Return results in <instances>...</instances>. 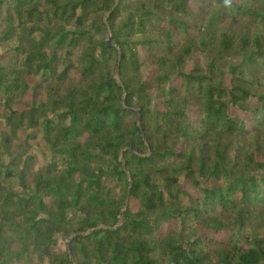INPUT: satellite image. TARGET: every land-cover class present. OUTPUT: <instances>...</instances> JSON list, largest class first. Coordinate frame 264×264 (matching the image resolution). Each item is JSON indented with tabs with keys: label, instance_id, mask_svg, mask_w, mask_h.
Returning a JSON list of instances; mask_svg holds the SVG:
<instances>
[{
	"label": "trees",
	"instance_id": "obj_1",
	"mask_svg": "<svg viewBox=\"0 0 264 264\" xmlns=\"http://www.w3.org/2000/svg\"><path fill=\"white\" fill-rule=\"evenodd\" d=\"M205 226H264V0H0V264H264Z\"/></svg>",
	"mask_w": 264,
	"mask_h": 264
},
{
	"label": "rangeland",
	"instance_id": "obj_2",
	"mask_svg": "<svg viewBox=\"0 0 264 264\" xmlns=\"http://www.w3.org/2000/svg\"><path fill=\"white\" fill-rule=\"evenodd\" d=\"M109 36L112 37L110 32L108 33V37ZM108 37L106 39V42L108 40ZM112 40H113V38H112ZM112 44H113V42H112ZM140 56H141V58H143L145 56V50H143V49L141 50ZM113 65L114 64L111 63V67H110L111 70L113 68ZM153 70H154V68L152 67V65L143 64L141 71L139 73L140 74L139 79L146 80L150 76V74L152 73ZM70 78L72 79L74 84H76L78 86L81 85V82H80L81 76L78 72V65L77 64H76L75 68L70 72ZM27 82L30 85V89L25 94L23 101L20 104L16 105V108H18V109H26L28 107V105L31 103V101L33 99L34 90L38 87V80L33 76H29L27 78ZM66 87H67V84H63V88L58 95L59 97H61L65 94ZM38 91L40 94V98L45 101V99L47 97L46 90L39 88ZM186 188H187V190L189 189L191 192H196V190H194L192 188L190 183L186 186ZM169 227L171 229H177L179 227V224L177 221H172V222H170ZM214 231L215 230H213L209 226L198 228V232L200 233V235H206L208 237H214L215 239L223 240V241L228 240L229 238H232L234 241H240V243H244L246 245L252 243V241L255 239L254 237H258V238L264 237V226H254V228L250 229V231L247 232L246 235H242L241 232H239L238 230L220 231V232H214Z\"/></svg>",
	"mask_w": 264,
	"mask_h": 264
},
{
	"label": "water",
	"instance_id": "obj_3",
	"mask_svg": "<svg viewBox=\"0 0 264 264\" xmlns=\"http://www.w3.org/2000/svg\"><path fill=\"white\" fill-rule=\"evenodd\" d=\"M112 42H113L112 37L109 36V37H108V40H107V45H108L109 47L113 46ZM122 214H123V213H122ZM69 248H70V246H69Z\"/></svg>",
	"mask_w": 264,
	"mask_h": 264
},
{
	"label": "clouds",
	"instance_id": "obj_4",
	"mask_svg": "<svg viewBox=\"0 0 264 264\" xmlns=\"http://www.w3.org/2000/svg\"><path fill=\"white\" fill-rule=\"evenodd\" d=\"M224 2L227 5L228 3H230V0H224Z\"/></svg>",
	"mask_w": 264,
	"mask_h": 264
}]
</instances>
